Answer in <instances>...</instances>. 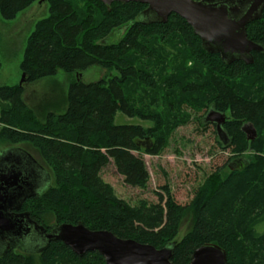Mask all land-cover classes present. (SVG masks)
Instances as JSON below:
<instances>
[{
  "label": "trees",
  "instance_id": "obj_1",
  "mask_svg": "<svg viewBox=\"0 0 264 264\" xmlns=\"http://www.w3.org/2000/svg\"><path fill=\"white\" fill-rule=\"evenodd\" d=\"M40 1L0 0V12L5 20H15ZM45 1L50 15L37 23L21 64L25 83L59 71L79 79L71 81L65 111L48 113L44 120L26 104L24 85L0 87V144L30 146L54 177L23 210L44 228L82 223L156 249L171 245L174 264H190L206 244L222 248L227 264H264V231L258 230L264 227V52L253 53L252 65L225 64L203 48L178 15L167 24H147L140 21L147 6L138 3H114L109 11L100 0ZM114 32L121 40L107 44ZM247 36L264 48V13L247 27ZM91 67L106 71V77L84 83L82 74ZM162 97L163 112L148 106L149 98L156 104ZM208 109L229 117L234 142L216 144L242 166L218 169L189 205H179L169 185L161 188L157 203L141 200L132 206L117 198L102 178L106 167L113 164L126 185L146 190L151 176L142 150L159 155L173 131L189 123V110ZM118 113L155 127L117 126ZM244 122L257 131L252 142L241 131ZM148 139L155 143L144 148ZM189 213L191 227L178 240ZM16 250L1 255L0 264H106L99 253L79 257L61 241L40 254Z\"/></svg>",
  "mask_w": 264,
  "mask_h": 264
},
{
  "label": "water",
  "instance_id": "obj_2",
  "mask_svg": "<svg viewBox=\"0 0 264 264\" xmlns=\"http://www.w3.org/2000/svg\"><path fill=\"white\" fill-rule=\"evenodd\" d=\"M45 1V0H42ZM41 1V2H42ZM110 11L114 3H138L147 9L140 21L147 24H167L170 16L184 19L198 36L203 48L210 54H219L226 64L243 61L254 63L253 53H263L264 48L250 41L247 27L262 18L264 0H100ZM26 76L23 75V83ZM216 113V112H215ZM209 114L207 121L210 120ZM218 132L223 131L225 115L219 114ZM249 136L253 141L257 136ZM250 130L246 131L248 134ZM150 142V139L147 140ZM227 145V144H224ZM145 148L152 145L142 144ZM31 154L18 149H9L0 154V256L4 250L1 243L9 239L16 243L22 253L40 254L51 242L61 241L77 256L97 252L106 264H174V247L156 249L151 245L124 240L108 231H92L78 223L46 228L38 225L29 213L13 217L12 209L21 208L33 197L39 196L50 186V174ZM2 245V246H1ZM32 248L35 251H28ZM226 252L217 245L206 244L197 249L190 264H227Z\"/></svg>",
  "mask_w": 264,
  "mask_h": 264
},
{
  "label": "rangeland",
  "instance_id": "obj_3",
  "mask_svg": "<svg viewBox=\"0 0 264 264\" xmlns=\"http://www.w3.org/2000/svg\"><path fill=\"white\" fill-rule=\"evenodd\" d=\"M49 15L50 10L47 1L33 4L11 21L5 20L0 12V60L2 63L0 87L24 85V100L41 120H44L48 113L60 114L65 111L71 81L79 79L76 75L69 76L63 71H59L53 78L44 79L34 84L23 83L24 74L21 64L24 60L28 39L35 31L37 23L48 18ZM121 38L120 32H114L106 42L107 44H115ZM172 75L171 72L167 74V76ZM104 77H106V71L99 67H91L82 74L81 79L84 83H95ZM147 104L158 113L165 109L163 97L156 104L149 98ZM188 114L191 118L189 123L173 131L168 139L167 147L159 155H148L144 149L142 150L140 155L144 159L151 176L146 190L126 185L113 164L103 170L102 178L113 187L117 198L132 206H136L141 200L153 204L158 202L157 194L162 192L161 188L169 185L175 201L182 206L189 205L197 189L214 172L220 168L225 167L226 169V166L235 163V161H229L231 158L230 151H224L216 144L214 130L211 128L205 130L202 127L201 120L205 112L195 113L193 110H189ZM115 125L142 126L144 129L155 127L152 122L130 118L122 113L117 114ZM142 142L146 145H152L154 141L144 140ZM13 148L28 150L32 157L41 163L39 155L25 144L15 146L0 144V154ZM47 170L50 174L49 184L52 186L54 177L48 168ZM191 223L192 215L189 213L183 220L178 240H181L189 231ZM258 230L262 232L264 227ZM24 248L28 251H35L32 248ZM16 251L21 252L19 249Z\"/></svg>",
  "mask_w": 264,
  "mask_h": 264
},
{
  "label": "flooded vegetation",
  "instance_id": "obj_4",
  "mask_svg": "<svg viewBox=\"0 0 264 264\" xmlns=\"http://www.w3.org/2000/svg\"><path fill=\"white\" fill-rule=\"evenodd\" d=\"M212 112V114L210 115V120L211 121H207V118L209 116V114ZM216 112V113H215ZM219 114H224L225 115V123H223L222 127H223V131L221 132V134H219L218 132V125L217 123L219 122V120H221V118H219ZM228 116L226 115V112L224 113H221L219 111H215L214 109H208L202 120H201V124H202V127L205 129V128H211L214 130V135H215V139H216V143H220V144H231L234 142V138L233 136L231 135V133L229 132V129L227 127V122H228ZM253 127L255 129V127L251 124V123H246L244 122L242 125H241V131L245 134L246 138L248 141H250L248 138L249 136L253 137L254 134L252 133V130H250V127ZM250 130L249 134L246 132ZM256 130V129H255ZM257 132V131H256ZM258 137V134L257 136L254 138V140ZM253 140V141H254ZM252 142V141H250ZM244 164V162H236L234 163L235 167H240ZM29 200V199H28ZM23 207L24 205L21 207V208H18V209H12L10 211V215L13 216V217H17L18 215H22L24 213H27L23 210ZM53 226H56V225H53ZM52 226H50V228H46L47 230V233H50L52 231L51 229ZM3 242H1L4 246V250H13V248H16L17 249V244L10 241L9 239H6L5 241L4 240H1ZM2 246V245H1Z\"/></svg>",
  "mask_w": 264,
  "mask_h": 264
}]
</instances>
